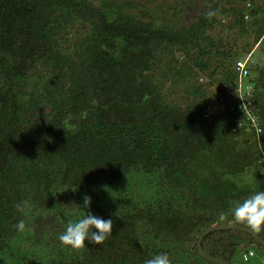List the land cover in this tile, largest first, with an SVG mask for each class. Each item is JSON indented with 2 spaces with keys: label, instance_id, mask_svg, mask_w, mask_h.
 Instances as JSON below:
<instances>
[{
  "label": "trees",
  "instance_id": "1",
  "mask_svg": "<svg viewBox=\"0 0 264 264\" xmlns=\"http://www.w3.org/2000/svg\"><path fill=\"white\" fill-rule=\"evenodd\" d=\"M202 1L174 28L125 13L131 3L0 0V264H144L162 253L216 264L199 237L234 224L218 214L264 191V66L249 64L253 123L228 96L236 53L211 36L219 16L206 13L227 8L253 55L264 0ZM251 170L252 183L230 179ZM85 195L112 236L73 249L58 236L86 214L70 206ZM24 200L27 215L16 209ZM20 219L30 230L15 229ZM202 248L233 264L264 252L237 230L209 234Z\"/></svg>",
  "mask_w": 264,
  "mask_h": 264
},
{
  "label": "rangeland",
  "instance_id": "2",
  "mask_svg": "<svg viewBox=\"0 0 264 264\" xmlns=\"http://www.w3.org/2000/svg\"><path fill=\"white\" fill-rule=\"evenodd\" d=\"M105 3H115L116 5L131 3V6L125 7L124 12L135 16L136 18L153 20L158 24H168L174 28H181L190 24L194 17L204 6L202 0H104ZM115 15L112 14L111 17ZM219 23L216 30L211 32L214 38L222 35L226 39L227 47H231L236 53V60L249 58L247 44L252 45L253 37L242 36L240 28H233V14L227 10L219 15ZM255 52L251 56V62L264 66V41L261 45H257ZM200 79L203 82L210 81L207 74H202ZM215 91L221 93V88L216 87ZM255 172L248 171L242 176L230 178L238 187L252 183L255 179ZM243 264V263H242ZM245 264H264V252H256V255Z\"/></svg>",
  "mask_w": 264,
  "mask_h": 264
},
{
  "label": "clouds",
  "instance_id": "3",
  "mask_svg": "<svg viewBox=\"0 0 264 264\" xmlns=\"http://www.w3.org/2000/svg\"><path fill=\"white\" fill-rule=\"evenodd\" d=\"M218 16V9L210 8L206 13V18L209 20ZM91 203V197L85 195L82 205L75 203L70 205L77 212L81 209L86 210V214L77 221L70 222L65 231L59 234L58 239L63 245L81 249L86 246V242L102 245L112 236L113 221L105 220L87 211L90 209ZM31 208L29 200H24L16 205L17 211L22 215H27ZM229 217H231L230 220ZM218 221L244 225L257 233L264 230V191H257L242 202L232 205L227 211H221L218 214ZM14 227L20 233L30 230L24 219H20ZM144 264H172V260L166 253H162L147 259Z\"/></svg>",
  "mask_w": 264,
  "mask_h": 264
},
{
  "label": "built area",
  "instance_id": "4",
  "mask_svg": "<svg viewBox=\"0 0 264 264\" xmlns=\"http://www.w3.org/2000/svg\"><path fill=\"white\" fill-rule=\"evenodd\" d=\"M250 60H251V56L249 55V58L239 60L236 62L235 70L238 74V87L237 89H235V91H228L229 92L228 96H230L231 94H235V95L237 94L236 98H238V101L236 107L238 106L240 112L245 116H247L248 119H251L253 123H255V119L251 118V112L249 109V105H251V103L245 99V94L249 95L252 89L251 85L248 82V78L250 75V71H249V64L251 63ZM250 255L253 254L251 253Z\"/></svg>",
  "mask_w": 264,
  "mask_h": 264
},
{
  "label": "water",
  "instance_id": "5",
  "mask_svg": "<svg viewBox=\"0 0 264 264\" xmlns=\"http://www.w3.org/2000/svg\"><path fill=\"white\" fill-rule=\"evenodd\" d=\"M221 230H237L240 232H245L249 235H251L258 243H260L262 246H264V239L261 238L256 232L251 231L250 229L240 226V225H234V224H227V225H222V226H214L210 229H208L207 231H205L204 233L201 234V236L198 239L197 242V247H198V251L199 254L206 258L207 260L214 262L216 264H233V263H229L227 261H224L222 259H218V258H214L209 256L202 248V242L203 240L211 233L213 232H217V231H221Z\"/></svg>",
  "mask_w": 264,
  "mask_h": 264
}]
</instances>
